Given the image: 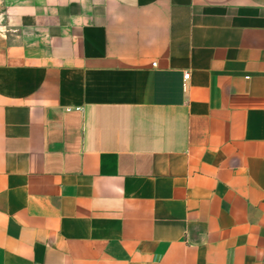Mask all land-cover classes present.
I'll list each match as a JSON object with an SVG mask.
<instances>
[{
	"label": "crops",
	"instance_id": "obj_1",
	"mask_svg": "<svg viewBox=\"0 0 264 264\" xmlns=\"http://www.w3.org/2000/svg\"><path fill=\"white\" fill-rule=\"evenodd\" d=\"M0 264H264V0H0Z\"/></svg>",
	"mask_w": 264,
	"mask_h": 264
},
{
	"label": "built area",
	"instance_id": "obj_2",
	"mask_svg": "<svg viewBox=\"0 0 264 264\" xmlns=\"http://www.w3.org/2000/svg\"><path fill=\"white\" fill-rule=\"evenodd\" d=\"M188 78H190V72L185 74V79H188Z\"/></svg>",
	"mask_w": 264,
	"mask_h": 264
}]
</instances>
